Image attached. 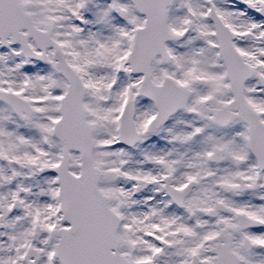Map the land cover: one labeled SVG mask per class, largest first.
I'll return each mask as SVG.
<instances>
[{"label":"snow or ice","instance_id":"1","mask_svg":"<svg viewBox=\"0 0 264 264\" xmlns=\"http://www.w3.org/2000/svg\"><path fill=\"white\" fill-rule=\"evenodd\" d=\"M0 264H264V0H0Z\"/></svg>","mask_w":264,"mask_h":264}]
</instances>
